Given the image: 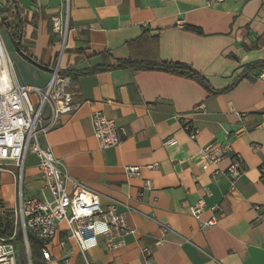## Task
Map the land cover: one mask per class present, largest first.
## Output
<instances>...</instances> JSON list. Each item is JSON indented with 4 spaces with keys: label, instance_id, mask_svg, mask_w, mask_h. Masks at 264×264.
Segmentation results:
<instances>
[{
    "label": "crops",
    "instance_id": "1",
    "mask_svg": "<svg viewBox=\"0 0 264 264\" xmlns=\"http://www.w3.org/2000/svg\"><path fill=\"white\" fill-rule=\"evenodd\" d=\"M19 5L26 20L23 45L36 63L13 53L16 80L43 88L60 62L61 70L82 73L68 79L80 107L62 116L41 145L100 195L103 208L124 214L135 231L115 252L100 238L86 261L62 226L54 240L42 241L51 254L42 264H145V249L149 264H264V213L255 210L264 207V79L250 75L239 81L250 66L264 63V0L211 7L204 0H68L69 53L60 62L63 37L53 23L65 18V0H19ZM126 61L185 64L213 92L160 71L91 73ZM94 112L122 129L118 147L100 149ZM184 124L197 130L195 140ZM166 139L177 145L164 147ZM214 142L228 145L231 153L219 165H206L202 150ZM236 157L242 174L231 192L228 168ZM152 165L157 167L148 168ZM127 166L140 167L139 175L126 176ZM13 168L12 174L0 173V199L7 207L18 195ZM145 180L152 190H143ZM22 181L24 198L41 196L45 184L33 154ZM199 203L205 206L197 220L192 208ZM213 215L217 225L202 226Z\"/></svg>",
    "mask_w": 264,
    "mask_h": 264
},
{
    "label": "built area",
    "instance_id": "2",
    "mask_svg": "<svg viewBox=\"0 0 264 264\" xmlns=\"http://www.w3.org/2000/svg\"><path fill=\"white\" fill-rule=\"evenodd\" d=\"M208 7L228 1L245 2L247 0H204ZM1 21V19H0ZM54 30L63 37V53L68 22L62 18L54 19ZM66 27L63 33V27ZM0 41L5 43L0 34ZM6 48V47H5ZM61 49V51H62ZM60 51V52H61ZM57 66L47 85L43 88L20 84L16 80L14 66L8 55L0 59V173H10L13 166L17 169L18 195L17 204L12 210L14 231L8 239L0 237V264H17L15 240L18 229L25 241L28 233L43 242L54 240L62 226L65 227L67 241H73L80 253L86 259L89 250L99 245V239L104 238L108 251L115 252L124 248V237L134 234L122 213L116 207L103 208L100 195L85 187L79 180L72 177L66 165L55 158L53 151L43 147L41 137L61 123V118L73 114L80 107L74 103L73 95L68 91L69 78H64ZM264 79V73L260 75ZM34 97V99H33ZM94 136L101 150L118 147L123 138V131L118 124L103 112H94L91 116ZM183 129L190 140H195L197 130L189 124ZM177 145L175 139H166L163 146L170 148ZM231 149L224 143L214 142L202 150V158L206 165H219L229 157ZM29 154L38 160V169L44 182V191L39 197H23V172ZM242 161L236 157L231 161L228 174L231 178L230 191L235 190V181L242 174ZM152 165L148 168H156ZM128 177L137 176L140 167L127 166L124 169ZM150 180L143 181V190H152ZM143 196L139 193L138 198ZM204 203L192 208V216L200 220L204 211ZM218 207L212 210L216 211ZM257 212L264 213V207L256 206ZM262 218L258 216L257 222ZM217 219L213 215L204 227H214ZM168 230V227H162ZM64 245V243H61ZM145 264L150 263L151 253L143 251ZM42 258L51 259L50 252L42 249Z\"/></svg>",
    "mask_w": 264,
    "mask_h": 264
},
{
    "label": "trees",
    "instance_id": "3",
    "mask_svg": "<svg viewBox=\"0 0 264 264\" xmlns=\"http://www.w3.org/2000/svg\"><path fill=\"white\" fill-rule=\"evenodd\" d=\"M3 8V11L0 13V29H2L11 39L13 42L16 52L21 55L22 57L26 58L27 60L36 63L32 57H30L27 52L26 48L24 47V33L26 29V20L24 19V13L19 5V0H7L5 3H0ZM188 30L194 31L196 33L201 34V31L198 29L188 28ZM69 51L66 49L64 54H68ZM59 54H57V59ZM117 69H137L140 71H160L167 74L178 75L181 77H185L187 79H191L196 81L201 87L206 89L209 92H213L211 89L210 84L207 80L202 77L199 73L194 71L191 67L185 64H174V63H167L162 61H152V62H141L136 63L133 61H126L121 63L115 67H98L91 71V73H103L110 70H117ZM264 72V63H259L250 66L245 74H243L240 80L249 79L250 75H253L254 80ZM61 75L64 78H71L79 76L82 73H74L68 70H60ZM14 231V225L12 221L3 220L0 218V237L4 239H8L11 237ZM22 236L21 230L18 229L17 236ZM28 241L35 247V252L39 254L41 249L44 246V243L37 239L34 235L28 233ZM33 264H35L33 262Z\"/></svg>",
    "mask_w": 264,
    "mask_h": 264
},
{
    "label": "rangeland",
    "instance_id": "4",
    "mask_svg": "<svg viewBox=\"0 0 264 264\" xmlns=\"http://www.w3.org/2000/svg\"><path fill=\"white\" fill-rule=\"evenodd\" d=\"M1 3L4 2V0H0ZM65 6H66V14L64 18V25L65 22H68V0H65ZM66 27H63V33L65 32ZM0 34L2 35V39L5 43L6 50L9 54V56H12L13 53H16L15 46L8 35L4 33L2 29H0ZM63 45V44H62ZM65 51V50H64ZM64 58V53L62 56V59ZM57 66V65H56ZM59 69H61V62L58 64ZM34 99V97H33ZM9 169L14 170L12 166L8 167ZM24 194L25 196L28 194L27 188L24 183ZM17 195H15V202L13 205H9L7 207L6 203H4L0 199V218L5 222L6 220L12 221V210L15 208V205L17 204L16 200ZM13 222V221H12ZM15 250H16V258H17V264H42L43 260L41 257V254H37L35 252V247L28 241H25V238L22 234V236H17L15 240Z\"/></svg>",
    "mask_w": 264,
    "mask_h": 264
},
{
    "label": "bare ground",
    "instance_id": "5",
    "mask_svg": "<svg viewBox=\"0 0 264 264\" xmlns=\"http://www.w3.org/2000/svg\"><path fill=\"white\" fill-rule=\"evenodd\" d=\"M8 52H7V50H6V48H5V46L3 45V43L0 41V59L2 58V57H4L5 56V58H7L8 57Z\"/></svg>",
    "mask_w": 264,
    "mask_h": 264
},
{
    "label": "water",
    "instance_id": "6",
    "mask_svg": "<svg viewBox=\"0 0 264 264\" xmlns=\"http://www.w3.org/2000/svg\"><path fill=\"white\" fill-rule=\"evenodd\" d=\"M3 11V8H2V6L0 5V13ZM62 56H63V49H62V51L60 52V56H59V62H60V60H61V58H62Z\"/></svg>",
    "mask_w": 264,
    "mask_h": 264
}]
</instances>
